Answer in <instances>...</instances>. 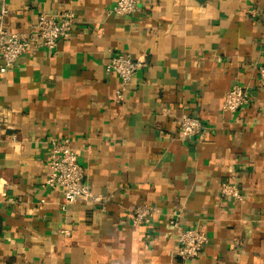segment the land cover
<instances>
[{
  "label": "crops",
  "instance_id": "1",
  "mask_svg": "<svg viewBox=\"0 0 264 264\" xmlns=\"http://www.w3.org/2000/svg\"><path fill=\"white\" fill-rule=\"evenodd\" d=\"M116 1L0 0L13 32L43 13L78 17L54 50L0 74V264H264V0H139L131 15L112 13ZM114 53L141 62L121 101ZM236 85L251 99L224 112ZM184 114L203 123L190 140ZM66 138L104 204L64 210L46 185L50 141ZM225 181L240 198L220 196ZM142 204L155 216L134 225ZM172 219L206 231L198 257L177 255Z\"/></svg>",
  "mask_w": 264,
  "mask_h": 264
},
{
  "label": "built area",
  "instance_id": "2",
  "mask_svg": "<svg viewBox=\"0 0 264 264\" xmlns=\"http://www.w3.org/2000/svg\"><path fill=\"white\" fill-rule=\"evenodd\" d=\"M139 8V0H117L112 8L116 15H131ZM9 13L7 6L0 10V74L8 72L17 60L27 52L36 48L54 50L59 41L70 35L78 17L74 10H66L57 14H41L28 33L10 31L6 17ZM256 15V13H254ZM141 65L129 53H114L107 62L105 69L108 72L117 73L122 82V88L117 92L116 99L121 101L124 90L131 82L135 71ZM259 81L264 86V58L258 66ZM251 99L249 90L234 86L224 95L222 110L235 112L249 103ZM4 108L0 107V125L5 121ZM203 130V123L193 115L184 114L180 118V133L186 140H190ZM49 153L50 173L46 179V185L53 189H59L63 194V209L77 202L88 200L97 204H104L106 197L91 190L85 180V169L79 162L78 153L71 145L68 138L57 141L51 139ZM220 196L226 198H240L241 193L237 183L225 181L221 185ZM156 208L153 205L142 204L134 209L132 220L134 225H148L153 221ZM175 227L178 240L177 255L183 261L198 257L209 241V236L202 227L183 228L176 219L171 220ZM69 235V230H64Z\"/></svg>",
  "mask_w": 264,
  "mask_h": 264
}]
</instances>
